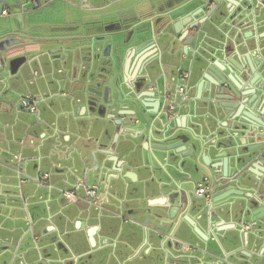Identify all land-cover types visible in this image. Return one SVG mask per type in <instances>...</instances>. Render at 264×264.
Returning a JSON list of instances; mask_svg holds the SVG:
<instances>
[{
    "label": "crops",
    "instance_id": "1",
    "mask_svg": "<svg viewBox=\"0 0 264 264\" xmlns=\"http://www.w3.org/2000/svg\"><path fill=\"white\" fill-rule=\"evenodd\" d=\"M215 1L217 28L206 23V0H42L40 10H11L27 28L15 35L27 39L0 55V103L13 80L29 91L0 110L2 264H95L90 253L112 229L124 233V264H264V0ZM47 10L59 18L26 19ZM149 19L154 34L127 46L117 71L144 121L134 102L109 108L103 96L111 38ZM219 75L226 83L215 87ZM25 94L36 113L20 108ZM205 178L213 191L199 196Z\"/></svg>",
    "mask_w": 264,
    "mask_h": 264
},
{
    "label": "water",
    "instance_id": "2",
    "mask_svg": "<svg viewBox=\"0 0 264 264\" xmlns=\"http://www.w3.org/2000/svg\"><path fill=\"white\" fill-rule=\"evenodd\" d=\"M13 1L14 3L18 4L16 7H14L15 9H18L20 7V3L21 5L24 4V2H27L28 0H0V19L3 18L2 15V11L5 9V6L9 5L10 2ZM220 5L218 2L217 4H215L213 7H211L209 4L205 5L203 12L206 13V23H209V25L213 28H217V22H218V18L217 16H215V14L219 11L220 9ZM23 6V5H22ZM211 7V8H210ZM175 12V11H174ZM173 12V13H174ZM172 14H170L171 16ZM11 27V22H0V29L1 30H5L7 28ZM167 27V25L165 26V28ZM154 26H153V21L151 19L144 21L143 23H141L139 26H137L135 28V30L132 32V34L128 37V38H124V39H117L115 41L111 42V46L114 47V50L111 54L112 57V62L111 65L108 67V69L112 72L111 74L106 75L107 78H109L111 80V83L109 85H107L106 87V94L108 95L109 93H115V97H111V99H108L107 101H105V105H107V107L109 108H113L114 106H116L117 104H119L120 102H123L124 100H129L130 102H134L137 110L136 113L133 115L138 114L140 116V118H142L144 121H147V117L146 114L143 113L140 110V99L136 98L134 93L133 94H129L126 95L124 93V98L121 97V92H120V85L118 83V75H117V71L119 72V70L121 69L123 63H124V56L126 55V53L128 52V49H126L127 46H129L130 44L133 46H139L138 44H143V42H145L149 36H152L154 34ZM200 32V29L198 30ZM126 31H118L116 33V35L120 36L125 34ZM5 34V33H4ZM14 37L17 38V40H19V35H13ZM2 41L4 39H1ZM0 40V42H1ZM99 41H105L106 37H102V38H98ZM18 42H15L14 44H17ZM137 44V45H136ZM244 70V69H243ZM242 70V72H244ZM219 79L222 80V83H214L213 85L215 87H220L223 86L224 83H226V79H222V76L219 75ZM147 79V78H145ZM110 90V92H109ZM260 90L262 92H264V83L261 86ZM232 93H234L238 98L239 96L236 94V92L234 90H232ZM96 104V103H95ZM97 106V105H96ZM244 116L250 120H253L250 116L245 115ZM245 121L247 122V120L242 119L240 121V123H245ZM120 125H122V121L120 123ZM181 145H176V147H180ZM164 150V149H163ZM184 149H180L179 152H183ZM229 196H224L222 197V199H225ZM186 201H188V197L186 198ZM213 203H217V202H213ZM163 210V209H162ZM164 211V210H163ZM166 212V211H165ZM172 219V218H171ZM165 224H169L172 223L171 221H168L166 219H164ZM191 223L192 227L196 228L197 225L193 222H189Z\"/></svg>",
    "mask_w": 264,
    "mask_h": 264
},
{
    "label": "flooded vegetation",
    "instance_id": "3",
    "mask_svg": "<svg viewBox=\"0 0 264 264\" xmlns=\"http://www.w3.org/2000/svg\"><path fill=\"white\" fill-rule=\"evenodd\" d=\"M12 3L13 1H11L9 5L5 6V9L2 11L3 18L0 19V22H3V23L9 22V21L11 22V27L5 31V34L3 35V37H0V40L4 39L3 41L1 40L0 42V55L5 54V53L7 54L8 52L14 51L15 49H19L20 47L23 46L22 45L23 42L27 39V36L24 34H21L22 36L19 38V40H17V38L13 36L17 33L16 32L17 30L26 32L27 28H26L25 21L19 20L18 18L15 17L16 14L15 15L12 14L11 10L15 9L12 6ZM22 5L23 6L27 5L28 8L35 10L33 8L32 0H28L27 2H24V4ZM4 11H7V14H6L7 16L10 14L11 16H14L16 19L12 20L11 19L12 17L5 18L6 15L3 14ZM110 27L108 26L107 28H110ZM15 42H18V43L14 44ZM118 83L120 85L121 97L124 98V84H122L119 80H118ZM103 98L104 100H108L106 90H105ZM49 179H50V175H49ZM93 233L94 232L91 231L90 236H92ZM110 234H111L110 237L108 238L104 237L102 241L100 242V244L98 243L93 249V251L90 253V257H92L91 259L95 262V264H100V262H102L101 260H103L101 256H104V255L109 257L110 264H124V233L120 234L117 229H112ZM4 250L6 251V253L9 252L8 246L5 247ZM66 251L68 252L69 250L66 249ZM85 262L86 260L85 261L81 260L77 262L75 261V259L70 260V258H66L62 261H57V264H87ZM0 264H2L1 260H0ZM6 264H16V261L11 259ZM21 264H26V263H21ZM46 264H51V263H46Z\"/></svg>",
    "mask_w": 264,
    "mask_h": 264
},
{
    "label": "built area",
    "instance_id": "4",
    "mask_svg": "<svg viewBox=\"0 0 264 264\" xmlns=\"http://www.w3.org/2000/svg\"><path fill=\"white\" fill-rule=\"evenodd\" d=\"M207 4H209L210 6H214L215 4H217V2L215 0H206ZM32 4H33V8L35 10H40L44 7V4L42 3L41 0H32ZM4 15L7 14V11L3 12ZM4 66V63L2 60H0V68H2ZM186 90V86H181L178 89V94L181 97H184V92ZM20 104V108L28 113H36L38 111V103L36 101V99L34 98V96L32 94H25L20 98L19 101ZM171 110H175L176 109V105L175 104H171L169 107ZM47 180L49 179V175L48 174H44L42 180ZM212 187L209 185V181L207 178L204 179V182L198 185V188L196 190V193L199 196H207L208 194H210L212 192ZM65 197L67 198V200L69 202H74L78 200V197L76 196V193L73 191H67L64 193ZM88 195L89 196H95L96 195V191L89 190L88 191ZM186 248L188 249L189 247L186 246Z\"/></svg>",
    "mask_w": 264,
    "mask_h": 264
},
{
    "label": "rangeland",
    "instance_id": "5",
    "mask_svg": "<svg viewBox=\"0 0 264 264\" xmlns=\"http://www.w3.org/2000/svg\"><path fill=\"white\" fill-rule=\"evenodd\" d=\"M59 15H60V13L59 14L58 13L55 14V12H52V11H49V10H47L45 12L44 11H38V12H32V13L26 14V19L28 20V22H30V24H33V23H38L40 20L47 21V20H50L51 18L56 20V18H59ZM31 71H32L31 69H29V70L27 69L26 70L27 77H29ZM33 77H35V76H33ZM11 86H12V89H8V91L2 96V101L3 102L0 103V110L3 113H5L4 108L5 109L8 108L7 110L9 111V108L13 106L12 102L14 101L15 98H17L19 96L20 93L29 91V84L28 83H23V84L16 85L15 81L13 80ZM18 99H19V97H18ZM36 117H37L36 115L35 116L34 115H30V114L26 115V118H27L28 121L32 119L33 122H37V118ZM184 229H189V226H185V225L182 226V228L180 229V231L178 233V235H181V237H182L183 231H185ZM183 240H187V237H185V235H184ZM186 242H188V241H186ZM162 257L163 256H161V253H157V259L160 260Z\"/></svg>",
    "mask_w": 264,
    "mask_h": 264
}]
</instances>
